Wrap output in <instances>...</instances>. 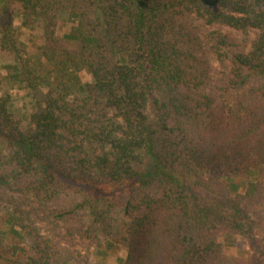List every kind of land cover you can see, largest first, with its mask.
<instances>
[{
    "label": "trees",
    "instance_id": "obj_1",
    "mask_svg": "<svg viewBox=\"0 0 264 264\" xmlns=\"http://www.w3.org/2000/svg\"><path fill=\"white\" fill-rule=\"evenodd\" d=\"M16 15L42 24L35 60ZM65 16L75 24L60 36ZM0 47L13 85L48 86L27 130L0 96V206L12 228L68 218L84 197L98 229L110 212L149 209L160 190L178 212L184 264L202 259L216 219L254 227L248 196L232 198L229 184L263 188L264 0H0ZM40 253L21 264H50Z\"/></svg>",
    "mask_w": 264,
    "mask_h": 264
},
{
    "label": "rangeland",
    "instance_id": "obj_2",
    "mask_svg": "<svg viewBox=\"0 0 264 264\" xmlns=\"http://www.w3.org/2000/svg\"><path fill=\"white\" fill-rule=\"evenodd\" d=\"M15 23L26 54L35 60L44 43L41 22L33 20L26 25L23 18L16 15ZM74 24L72 16L63 17L58 26L59 35L70 32ZM4 54L0 47V96H9L16 119L27 130L31 113L44 104L48 86L13 85L12 59ZM80 76L85 83L93 80L87 70H82ZM260 179L263 188L255 195L253 191L247 192L249 182L255 180L238 178L229 184L232 198L248 196L240 200L248 204L245 205L248 206L247 215L254 227L243 234L235 231L230 223L216 219L212 230L201 239L200 250L204 255L195 264H264V173ZM2 191L0 187V193ZM249 197H252L250 202ZM30 199H35L38 204L36 196L32 195ZM85 202L84 197L77 199L76 203L82 207L68 218H58L55 213L34 215L38 225L32 232L22 226L12 228L9 220L12 209L0 206V264H21L28 261L31 254L40 253L38 251H42L41 255L52 256L50 264L187 263L188 257L182 258V249L188 244L185 239L179 242L181 235L175 203L167 199L162 190L157 192L149 209L132 215L110 212L107 226L98 229L95 226L99 221L90 214ZM133 225L136 231L131 229Z\"/></svg>",
    "mask_w": 264,
    "mask_h": 264
}]
</instances>
